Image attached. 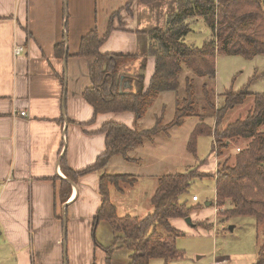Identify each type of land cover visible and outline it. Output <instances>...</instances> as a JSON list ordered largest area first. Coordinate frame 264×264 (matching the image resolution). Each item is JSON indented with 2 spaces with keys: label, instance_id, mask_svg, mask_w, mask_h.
I'll use <instances>...</instances> for the list:
<instances>
[{
  "label": "crops",
  "instance_id": "1",
  "mask_svg": "<svg viewBox=\"0 0 264 264\" xmlns=\"http://www.w3.org/2000/svg\"><path fill=\"white\" fill-rule=\"evenodd\" d=\"M164 1L167 10L155 7L163 0H0V235L15 264L106 263L115 235L106 222L94 226L101 173L78 174L106 151L105 124L135 130L136 118L95 115L85 96L94 58L81 55V45L92 33L107 36L100 53L134 57L125 71L144 75L148 89L156 67L149 33L177 11L176 0ZM123 89L133 90L128 77ZM126 192L112 187V202ZM186 223L171 221L179 231ZM111 264H130V253L117 249Z\"/></svg>",
  "mask_w": 264,
  "mask_h": 264
},
{
  "label": "trees",
  "instance_id": "2",
  "mask_svg": "<svg viewBox=\"0 0 264 264\" xmlns=\"http://www.w3.org/2000/svg\"><path fill=\"white\" fill-rule=\"evenodd\" d=\"M146 1L153 3L156 0ZM189 18L204 19L212 29V35L200 48L185 41L192 31L191 22L187 21ZM113 30L112 18L108 34ZM149 34L150 54L156 58V67L146 90L144 75L125 71V67L135 60L134 57L102 55L99 49L107 36L99 41L97 33H92L83 40L81 55L94 58L90 69L92 87L85 96L94 107L95 115L132 112L137 119H143L161 94L179 92L185 68L207 80L202 89L206 103L216 117V126L212 127L201 120L190 136L188 150L197 155L199 136L212 135V152L219 158L236 141L249 140L246 148H237V151L240 150L235 155L234 164L230 165L228 160L219 162L213 174L216 199L212 204L220 210L219 214L251 216L258 222L264 221V93L253 95L244 89L239 92L227 91L221 95L218 107H215L212 94L208 92V85L214 84L216 79L218 55L243 56L247 59L264 55V1L177 0V11L168 17L166 27ZM124 77H128L133 90L126 92L123 89ZM185 89L186 95L181 100L177 99L175 116L167 125H164L163 118H159L152 129L143 131L132 130L117 122L105 124L106 151L98 157L95 165L78 174L101 173L102 201L94 226L106 222L115 235L113 245L104 249L107 254L105 264H111L112 256L119 248H125L130 253V264H150L153 259L170 264L184 256L176 247V238L180 233L173 228L171 221L186 220L198 208L189 207L180 201V197L187 192L194 177L206 174L195 168L185 173L160 176L151 199L153 211L138 217L119 216L111 200V188L121 190V184L132 185L137 181L135 176L110 174L105 169L115 156L131 161V152L147 142L154 144L161 135L169 136L173 128L181 127L188 117L194 116L196 102L189 77ZM249 96L254 97V106L248 116L221 128L229 110L244 104ZM96 246H100L97 241ZM256 264H264V242L260 246Z\"/></svg>",
  "mask_w": 264,
  "mask_h": 264
},
{
  "label": "rangeland",
  "instance_id": "3",
  "mask_svg": "<svg viewBox=\"0 0 264 264\" xmlns=\"http://www.w3.org/2000/svg\"><path fill=\"white\" fill-rule=\"evenodd\" d=\"M155 7L158 10H167L164 0ZM187 21L191 22L192 31L185 41L193 47H202L212 35V29L201 18L196 20L189 18ZM161 27L160 25L159 28ZM142 28L144 27L141 26ZM187 77L194 87L196 102L194 116L188 117L181 127L173 128L169 136H159L155 145H144L136 152H131L129 157L135 159L137 164H129L122 156L117 158L122 159L120 163L111 164L112 160L109 162L111 167L107 172L132 174L137 179L132 185L121 184V188L127 190L125 193L127 195H114L113 202L120 216H146L153 211L151 199L152 192L157 186L155 182L157 177L185 173L190 169L199 168L206 175L194 177L187 192L180 197V201L185 202L189 207L193 209L198 207L189 217L192 223L187 222L188 224L183 225L176 238V247L184 256L170 264H256L260 246L264 242V221L258 222L251 216L219 214L220 210L212 204L216 199V179L213 174L219 162L228 160L230 165L234 164L237 148H246L249 140L236 141L229 150L225 151V155L219 158L212 152L214 141L212 135L199 136L197 155H193L188 150L190 136L201 120L207 121L212 127L216 126V117L206 103V95L203 94L202 89L203 83H207V80L185 68L181 75L179 92L162 94L143 119H137L131 114L136 118L132 128L138 131L152 129L159 118H163L164 125L171 122L175 116L177 99L181 100L186 95ZM243 89L253 95L264 93V55H258L253 59L218 55L216 79L214 84L208 85V92L212 94L215 107H218L220 102L218 100L227 91L239 92ZM253 106L254 97L249 96L244 104L229 110L220 125L221 128L239 119H245ZM118 119V122H124L121 118ZM194 196L198 197L199 201H193ZM208 203L211 204L207 206ZM4 242V237L0 235V264H15V260L12 261L15 257L14 253L9 247L3 246ZM162 263L161 259L152 260V264Z\"/></svg>",
  "mask_w": 264,
  "mask_h": 264
},
{
  "label": "built area",
  "instance_id": "4",
  "mask_svg": "<svg viewBox=\"0 0 264 264\" xmlns=\"http://www.w3.org/2000/svg\"><path fill=\"white\" fill-rule=\"evenodd\" d=\"M23 50H24L23 47H19V48L17 49V53L20 54L21 52H23ZM21 115L25 117V116H26V113H25V112H22ZM239 150H240V149H238V151H239ZM193 201H198V197H196V196L193 197Z\"/></svg>",
  "mask_w": 264,
  "mask_h": 264
},
{
  "label": "water",
  "instance_id": "5",
  "mask_svg": "<svg viewBox=\"0 0 264 264\" xmlns=\"http://www.w3.org/2000/svg\"><path fill=\"white\" fill-rule=\"evenodd\" d=\"M208 204H209V203H208ZM208 204H207V205H208ZM187 222H188V223H192L190 218L187 219Z\"/></svg>",
  "mask_w": 264,
  "mask_h": 264
}]
</instances>
